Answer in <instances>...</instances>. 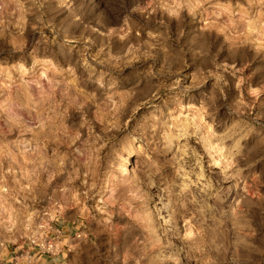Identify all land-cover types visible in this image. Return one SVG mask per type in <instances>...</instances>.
<instances>
[{"label":"rangeland","instance_id":"1","mask_svg":"<svg viewBox=\"0 0 264 264\" xmlns=\"http://www.w3.org/2000/svg\"><path fill=\"white\" fill-rule=\"evenodd\" d=\"M259 12L210 0L178 27L152 0H0V264H264ZM173 71L204 80L180 104Z\"/></svg>","mask_w":264,"mask_h":264},{"label":"clouds","instance_id":"2","mask_svg":"<svg viewBox=\"0 0 264 264\" xmlns=\"http://www.w3.org/2000/svg\"><path fill=\"white\" fill-rule=\"evenodd\" d=\"M152 3L155 4L156 7L162 8L164 11H166L171 18H173L177 21V25L179 27L180 23L182 22V17H181L182 9L187 8L190 12H193V11H195V9L197 7H202L204 3L210 4V0H152ZM250 3L258 4L260 6V12H259L260 19L256 23H258L261 28H264V0H250ZM161 23H163V21H161ZM253 28H254V25L250 26L249 30H252ZM180 34L183 35V29L182 28L180 29ZM149 36H153V34L150 32ZM153 39L158 40L159 37H153ZM153 46H155V45H153ZM196 55L207 59L210 63L215 62L214 58L210 56V45H209V50L198 51L196 53ZM161 75L165 76L167 79L171 80V84L168 85V88H169V91L171 93L172 101L174 103H177V104L182 103L184 97L186 95H189L193 88H200L202 86V84L204 83L203 79H201L199 81H194L191 84L182 83L183 78L180 76L179 71L161 73ZM213 75H215V74H213ZM220 78H222V77H220ZM101 86L103 87V84ZM201 95L203 96L204 93H201ZM153 98H158V97L154 96ZM189 102H192L191 98H189ZM141 106L142 105H137L136 107H134L132 109L133 116L139 110V108ZM120 107H122V106H116L114 111H119ZM208 114L209 113H207L206 109L200 110L201 116L208 115ZM153 115H155V114H153ZM205 127H208V126L205 125ZM170 135H171L170 132L165 134V142L162 145V150L168 148L167 137H169ZM98 141H99V138L97 137L93 140L92 143H90L88 145V147H87V153H88L87 159L81 165V167L86 168L85 175H87V176L95 175L96 166H97V163L100 159V157H99L100 149L106 146L105 143H101L99 145V147H97ZM148 160H149V163L147 165L148 171L146 173V175H147L146 183H147V187L149 189H151V188H155L158 186L156 183V176L159 175L160 169L157 168L156 171H152L153 168H156V162L152 160L151 156L148 157ZM78 172H79V169H76L73 172L72 180H75L78 178ZM54 175H59V171H57ZM137 180H138L139 184L145 183V181H141V180H139V178H137ZM137 190L139 191L140 189L138 188ZM74 192L76 193L77 197H87V195H88V193L86 191L80 192L78 189H74ZM147 196H148V193L144 192V197L147 198ZM114 197H115V192H113L112 196H110L107 201L103 202L104 206L105 207H108V206L115 207L116 204L119 203V201L117 199H115ZM66 206H71V204L66 203ZM129 210L131 211L130 206H129Z\"/></svg>","mask_w":264,"mask_h":264},{"label":"bare ground","instance_id":"3","mask_svg":"<svg viewBox=\"0 0 264 264\" xmlns=\"http://www.w3.org/2000/svg\"><path fill=\"white\" fill-rule=\"evenodd\" d=\"M127 165H128V164H127ZM211 166H212V167H218V163H217V162H214L213 164H211ZM127 167H128V166H125V170L123 171V177H124V179L129 180V178H130V172H129V170L127 169ZM161 218H162V220H163L165 223L167 222V220H166V218H165L164 216H162Z\"/></svg>","mask_w":264,"mask_h":264},{"label":"crops","instance_id":"4","mask_svg":"<svg viewBox=\"0 0 264 264\" xmlns=\"http://www.w3.org/2000/svg\"><path fill=\"white\" fill-rule=\"evenodd\" d=\"M43 263V261L42 262H40V264H42ZM45 264V263H44Z\"/></svg>","mask_w":264,"mask_h":264}]
</instances>
